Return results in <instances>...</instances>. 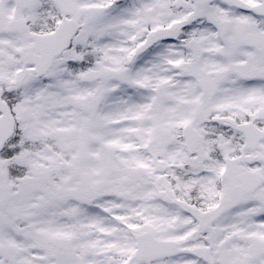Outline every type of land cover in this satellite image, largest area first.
<instances>
[{"label":"snow or ice","instance_id":"obj_1","mask_svg":"<svg viewBox=\"0 0 264 264\" xmlns=\"http://www.w3.org/2000/svg\"><path fill=\"white\" fill-rule=\"evenodd\" d=\"M0 264H264V0H0Z\"/></svg>","mask_w":264,"mask_h":264}]
</instances>
